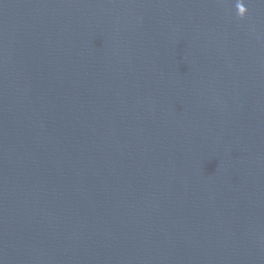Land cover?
<instances>
[{"label": "water", "instance_id": "1", "mask_svg": "<svg viewBox=\"0 0 264 264\" xmlns=\"http://www.w3.org/2000/svg\"><path fill=\"white\" fill-rule=\"evenodd\" d=\"M0 264H264V0H0Z\"/></svg>", "mask_w": 264, "mask_h": 264}]
</instances>
